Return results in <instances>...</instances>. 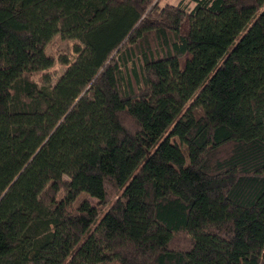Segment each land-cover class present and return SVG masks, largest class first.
<instances>
[{"label": "trees", "instance_id": "1", "mask_svg": "<svg viewBox=\"0 0 264 264\" xmlns=\"http://www.w3.org/2000/svg\"><path fill=\"white\" fill-rule=\"evenodd\" d=\"M160 1L0 0V264H264V0Z\"/></svg>", "mask_w": 264, "mask_h": 264}, {"label": "rangeland", "instance_id": "2", "mask_svg": "<svg viewBox=\"0 0 264 264\" xmlns=\"http://www.w3.org/2000/svg\"><path fill=\"white\" fill-rule=\"evenodd\" d=\"M179 0H161V4L164 3H171L176 4ZM75 40L63 38L59 33H56L53 35L51 40L46 45V52L49 55H52L54 58L53 65L47 69L48 73L51 77V82L53 83L59 75L64 71L66 68V64H63L61 61H59L60 56H66L71 61L75 57V53L73 51V45L75 44ZM33 78L39 82H41L42 79V73L36 72L33 74ZM61 194L59 193V196ZM82 199H86L88 202H90L92 205L97 204V200L93 197H90L86 194H81L77 200L75 201V205H77ZM104 209V208H101Z\"/></svg>", "mask_w": 264, "mask_h": 264}]
</instances>
